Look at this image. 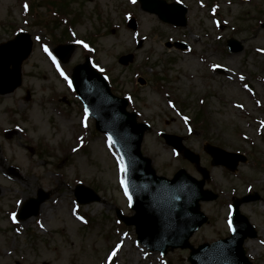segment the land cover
Here are the masks:
<instances>
[{"label":"rangeland","instance_id":"obj_1","mask_svg":"<svg viewBox=\"0 0 264 264\" xmlns=\"http://www.w3.org/2000/svg\"><path fill=\"white\" fill-rule=\"evenodd\" d=\"M29 1L0 0V42L26 31L33 44L22 63V84L0 95V264H191L188 248L162 256L136 243L134 227L117 220V208L133 214L120 160L69 83L72 67L85 55L111 92L126 97L128 110L151 125L141 150L157 174L171 178L184 168L199 178L159 131L180 136L208 169L205 187L216 198L200 204L208 221L190 244L226 237L232 198L256 192L259 198L239 210L256 231L245 241L246 254L253 264H264V0H179L187 8L182 27L132 0H62L64 14L39 2L29 11ZM130 17L136 30L126 24ZM228 38L242 50L228 51ZM71 42L75 49L64 64L44 51ZM121 55L131 58L122 64ZM206 143L247 160L234 172L211 166ZM77 183L100 199L78 205ZM39 189L48 193L42 210L18 220L21 204Z\"/></svg>","mask_w":264,"mask_h":264},{"label":"water","instance_id":"obj_2","mask_svg":"<svg viewBox=\"0 0 264 264\" xmlns=\"http://www.w3.org/2000/svg\"><path fill=\"white\" fill-rule=\"evenodd\" d=\"M141 1L143 8L156 12L161 19L177 25L185 23V9L182 6L165 5L162 1L155 0ZM28 37L25 33H19L14 39L0 44V93L11 92L20 85L21 63L31 51V42L26 41ZM228 45L232 50L241 49V45L233 39L228 41ZM72 48L69 46L63 51L62 47H57L55 52L66 61ZM119 60L126 64L130 56H122ZM72 82L87 112L95 117L97 129L110 136L124 158L127 168L125 185L135 214L121 218L127 224L133 223L136 226L138 240L148 248L160 250L162 253L168 247H189L191 251L188 259L192 264H251L245 256L243 242L246 237H254L255 231L247 218L240 214L239 205L258 199V195L254 193L234 200L230 237L194 248L188 243V238L206 220L199 210V201L216 197L202 188L207 172L198 166V155L184 147L180 140L173 142L166 136L169 143L176 146L185 158L196 163L203 173V179L197 181L184 170H179L173 179L156 176L150 160L142 157L140 153V143L146 128L135 122L133 113L126 114L125 101L110 94L106 82L91 68L88 61L76 67ZM205 150L212 156V164H224L230 170L236 168L239 160H245L244 156L237 154H230L234 159L229 160V154L215 146L207 145ZM76 193L82 204L99 200L91 189L81 185ZM46 197L47 194L40 191L39 197L27 201L19 217L25 219L36 214Z\"/></svg>","mask_w":264,"mask_h":264},{"label":"snow or ice","instance_id":"obj_3","mask_svg":"<svg viewBox=\"0 0 264 264\" xmlns=\"http://www.w3.org/2000/svg\"><path fill=\"white\" fill-rule=\"evenodd\" d=\"M132 2L135 3L136 0H132ZM25 7L27 8V5H25ZM37 39H39V37H37ZM85 47H87V45H85ZM44 51L47 52L48 55L52 57V60L55 63L56 62V58H55V56H52V53L48 50L47 46H45ZM61 75H64V73L61 72ZM65 79H67V76H65ZM69 83H71V82H69ZM120 164H121V171H124L125 169H124V166H123V160L122 159L120 161ZM13 219L15 220V215H13ZM112 255H115V252H113Z\"/></svg>","mask_w":264,"mask_h":264},{"label":"bare ground","instance_id":"obj_4","mask_svg":"<svg viewBox=\"0 0 264 264\" xmlns=\"http://www.w3.org/2000/svg\"><path fill=\"white\" fill-rule=\"evenodd\" d=\"M43 206L40 207V210H42ZM246 245V244H245ZM138 256H139V253H138Z\"/></svg>","mask_w":264,"mask_h":264}]
</instances>
